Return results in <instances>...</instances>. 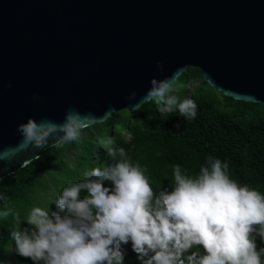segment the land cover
<instances>
[{"label":"water","instance_id":"obj_1","mask_svg":"<svg viewBox=\"0 0 264 264\" xmlns=\"http://www.w3.org/2000/svg\"><path fill=\"white\" fill-rule=\"evenodd\" d=\"M190 67L264 104V0H0V153L29 117L62 123L75 109L97 118L89 127ZM46 149L0 159V180Z\"/></svg>","mask_w":264,"mask_h":264},{"label":"clouds","instance_id":"obj_2","mask_svg":"<svg viewBox=\"0 0 264 264\" xmlns=\"http://www.w3.org/2000/svg\"><path fill=\"white\" fill-rule=\"evenodd\" d=\"M158 67L163 71L162 62ZM180 75L153 77L147 99L134 110L155 101L161 113L175 109L195 119L196 101L175 94ZM127 98L136 101L137 92ZM96 119L75 109L62 123L29 117L17 126L20 144L0 159L10 161L29 148L80 143L86 121ZM100 144L113 162L86 171L81 181H68L53 202L56 210L33 206L23 221L34 227L22 228L18 211L0 209V218L13 216L18 224L10 232L14 253L33 264H126L125 246L131 243L139 264H264V247L257 250L256 243L257 237L264 241V194L232 179L228 161L209 155L195 176L175 164L174 185L157 195L147 170L125 148L113 139Z\"/></svg>","mask_w":264,"mask_h":264},{"label":"trees","instance_id":"obj_3","mask_svg":"<svg viewBox=\"0 0 264 264\" xmlns=\"http://www.w3.org/2000/svg\"><path fill=\"white\" fill-rule=\"evenodd\" d=\"M175 94L196 101L195 119L186 120L175 109L161 113L155 101L144 103L138 111H116L106 121L84 128L82 142L50 147L0 180V195L5 196L0 209L18 211L22 228L34 227L23 221L33 206L43 207L51 193L53 197L47 200L56 208L53 202L68 181H81L86 171L113 162L100 144L109 139L115 141L114 146L125 148L134 164L147 170L154 194L174 185L173 165L180 164L188 175L195 176L209 155L228 161L230 176L239 184L264 194V104L225 95L204 79L198 67H190L179 77ZM178 122L180 127H176ZM17 227L13 216L0 218V261L33 264L31 258L13 252L10 232ZM256 243L257 250L264 247L259 237ZM125 247L126 264H139L131 243ZM200 252L203 254L202 247Z\"/></svg>","mask_w":264,"mask_h":264},{"label":"rangeland","instance_id":"obj_4","mask_svg":"<svg viewBox=\"0 0 264 264\" xmlns=\"http://www.w3.org/2000/svg\"><path fill=\"white\" fill-rule=\"evenodd\" d=\"M52 197H53V195H51V193H50L47 199H50ZM47 199H45L43 201V204H42L43 208H46V209L50 208V206H51ZM52 210H56V208H54V209L52 208ZM13 250H14V248H13ZM7 264H14V263L11 260H8Z\"/></svg>","mask_w":264,"mask_h":264}]
</instances>
